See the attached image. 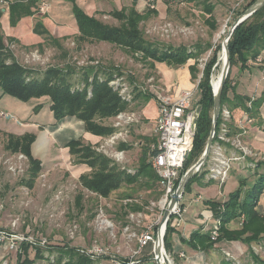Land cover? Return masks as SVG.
Here are the masks:
<instances>
[{"label":"rangeland","instance_id":"1","mask_svg":"<svg viewBox=\"0 0 264 264\" xmlns=\"http://www.w3.org/2000/svg\"><path fill=\"white\" fill-rule=\"evenodd\" d=\"M167 2H169V4L165 8L166 10L162 9V13L159 16H149L145 22L141 23L144 39L152 43L158 49L165 50L169 47L173 49L185 48L187 53L191 52L196 54L195 69L197 71L194 77H191L188 70V65L192 64L194 60L190 59L182 66H169L165 65V63H154V67H150L149 61H143L137 58L135 53H128L129 50H127V52L107 42H84L81 43L80 48L77 49L75 37L74 39L63 41V48L67 51V56L58 55V50L54 49L47 40L43 42L47 50L45 52L43 50L38 51V54L30 53L29 51V55H25L17 45L8 48L12 57L18 63L31 68L34 72H40V74L50 66L61 67L64 63H68L76 72H79L78 67L80 66L97 63L106 68L111 67L110 69L115 68L120 70L122 74L111 79L109 84L114 86V89L118 90V92H120V90L123 91V95L128 97L123 99L127 107L121 112L125 113V115L132 114L134 120L128 124L123 123L119 127H114L116 121V117L114 116L108 118L104 123L112 126L115 132L119 130L123 131V136L117 140L115 148L121 149L118 147L123 143L121 150H124V161L119 163H121L120 166L130 169H136L138 166V157L140 155L141 143L143 140L141 137L145 135L155 136L154 126L158 115L160 99L164 96L175 98L177 96V90L186 83L192 84L194 88L199 82L204 67L214 55V52L217 51V61L212 68L210 79L212 87L214 86L213 82L220 74L223 64L221 44L231 23L236 17V15H233L228 9H238L242 12L244 10L242 6L245 5L247 1L213 0V3H215L213 11V17L215 19L214 29L205 21L206 16L201 12L200 7H196L193 4L187 5L183 0H167ZM157 3L158 8L161 9L162 0H154V9H156L155 6ZM148 7L152 9L151 5ZM100 20L106 24H118V21L112 17H100ZM10 43L11 42L8 40V46ZM47 43L49 44L48 46ZM32 52L34 51L32 50ZM13 53H15V55ZM257 63H260V60ZM236 69V67L231 68L230 76L233 83L236 81L238 82V86L235 83V91L241 96L239 104H245L247 107H252L253 104L254 108L255 103L257 104L258 97L264 92V75L262 71L258 69L257 76H254L252 78L253 80L250 81L246 76L241 75V73L238 74L239 76L237 75V77ZM73 78H78L77 73L74 74ZM200 95V89H195L191 102L192 108L196 109V107L199 106L197 102ZM229 95L232 96L231 90L229 91ZM239 110L240 109H236L232 111L233 122L229 123V127H231L232 134H241V145L246 146L249 152L244 156V159L231 164L230 169L227 171V178L223 183H220L216 178L208 176L207 173L209 171L208 167L210 161V156L208 155L203 167L198 172L200 174L203 170L206 171L201 182L212 181L224 184L230 177L232 170L239 172L243 170L242 172H244L247 169V171L251 170L254 173L249 176L248 174L243 175V177H245L244 187L248 189L251 187V184H253V181L256 182L257 173L260 174V172H264L260 167L257 168L258 162H264V154L255 147V145L259 144L263 148L262 151H264V132L255 138L257 143L251 142L250 138L253 137V135L248 133L249 125L258 124L257 126L262 128L264 122L262 125L259 118L254 116L251 117V122L244 125V131L239 130L237 121H235L237 120V114H240ZM45 112L46 111L42 113ZM259 113H262L264 119V100L259 106ZM39 119L41 122H46L47 115L41 114ZM50 121H52V119ZM220 123L218 129H216V133L221 132L222 125ZM260 137L261 139H259ZM5 141L6 139H0V229H8L12 220H18L15 230L22 233L24 232L37 241V244L33 246L29 245L31 246L29 247V251L31 250L33 252L34 249H42L44 258L36 259L33 264H56L61 254L56 247H62L64 244L74 248L77 246L83 247L85 245L88 246L92 240H97L105 247H108L110 252H115L119 249L121 255H127L130 247H133L134 243H127V245L119 232V227L125 221L124 212H128L123 206L128 202L120 205L121 203H118L117 200L118 196L122 193H130L139 198V201L146 199L148 204L141 210L142 214H144V224L151 223V221L156 219L160 214L159 207H152L150 205L151 201L158 202V200H160V198H155V188L149 191L140 189L138 186H123L120 190L111 194L108 199L102 198V207L106 215H108L115 224L117 239L116 243H113L106 234H99L91 225V221H93L92 219L95 216L96 207L99 204L97 197L92 192L83 188L78 179L72 176L66 168H56V165H51V163H44V167L48 170L46 169L44 172L39 173L34 180L33 186L27 188L25 184L20 183L22 179L28 178L27 160L24 157L20 158V154H11L5 150ZM53 148L54 146L52 149ZM106 157L108 156L106 155ZM108 158L113 160L110 157ZM253 165H255V167ZM9 167H13L15 170L12 171ZM19 169H22V171ZM195 185L196 183L191 184L190 192L182 196L181 202L190 208V213H197L196 215H200L201 211L205 210V204L203 200H201V197L206 199L207 196L201 188ZM238 186L239 182L236 189H238ZM78 193H82L83 195V209L81 211L75 206V196ZM262 194H264V192ZM194 197H196L197 201H195L196 199ZM193 198L194 202L192 203L191 200ZM195 202H197V204ZM72 222L78 224V230L74 233L73 238L70 237L68 232V228ZM233 224L239 226L238 223ZM209 234L210 236L212 235L211 230ZM43 239L46 241L45 246L41 243ZM235 246L241 248V253L235 252V254H232L229 250H223L221 252L218 248L216 251L210 250L212 253L208 254V257L205 255L206 261L215 264L220 257H224L233 264H256V262L251 259L252 253L264 261V238L258 241H252L249 245L235 241ZM150 249V244L144 247L142 249V256H148L150 254ZM22 252L23 249H21V252L18 254H22ZM167 252L170 253L173 258V264H177V259L174 254L178 253L179 250L173 248L172 251L169 252L168 250ZM225 252L229 253V256H226ZM18 254L15 252L8 253L3 247H0V264H15ZM63 255L60 264L66 262H64L63 257H65V259L67 258ZM92 264H111V262L109 259L103 258L102 261L95 260ZM147 264L154 263L150 261L147 262Z\"/></svg>","mask_w":264,"mask_h":264},{"label":"trees","instance_id":"2","mask_svg":"<svg viewBox=\"0 0 264 264\" xmlns=\"http://www.w3.org/2000/svg\"><path fill=\"white\" fill-rule=\"evenodd\" d=\"M36 1L25 0L28 5L23 2H12L11 6L24 10L20 12L21 14H30L29 4ZM183 1L187 5L193 4L200 7L201 12L206 16L205 21L209 23L211 28H215L213 17L215 3H213V0ZM246 1V4L242 6L243 9L250 6L255 0ZM228 10L236 16L241 13L238 9L229 8ZM153 12L154 15L157 14L156 11L150 8L145 12H138L132 7L124 8L110 13V16L116 19L118 24H106L74 6L73 14L78 29V35L75 37L76 48H80V44L84 42H107L125 51L129 50L128 53H135L136 57L143 61H149L150 67H154V63L182 66L191 59L194 61L188 65V70L191 77H194L197 71L195 69L196 54L187 53L185 48L158 49L144 39L141 23L145 22ZM10 21L14 24L15 18L12 17ZM47 41L52 46L61 49L63 55L67 56V51L62 48L59 40L49 35ZM227 45L230 55V69L222 88L221 107L227 106L231 111L240 109L250 117L257 116L260 118L259 106L264 100V92L258 97L254 108L253 104L252 107H247L245 104L241 105L239 104L241 96L236 93L235 84L232 83L230 75L232 67H236L240 71L248 69L251 62H255L264 51V3L234 30ZM8 48L4 43L0 30V88L4 94L22 102L47 96L50 101L49 108L55 122L66 116H71L82 121L85 131L94 135L107 137L115 132V129L105 124L104 121L116 116L127 107L118 90L109 84L111 79L122 74L120 70L110 69L111 67L106 68L97 63L80 66L78 67L79 72H76L72 66L64 63L61 67L50 66L40 74V72H34L31 68L18 63L12 57ZM216 61L217 51L214 52V55L204 67L197 85V88L201 91L197 102L200 111L196 119L193 146L179 172V178L200 157L205 148L211 127L213 109V92L210 79ZM258 68L264 75V65H258ZM75 73L78 75L77 79L73 78ZM230 90L232 96L229 95ZM220 121L221 118L219 117L216 129H218ZM141 138L143 140L138 157V166L133 169V172H128L127 169L129 168H122L102 152L92 148L90 144H84L78 139L69 141L67 147L69 153L74 156V163L85 164L89 168L88 172L79 175L80 185L92 192L97 199L98 197L108 199L111 194L120 190L123 186H138L140 189L149 191L155 188V198L159 199L163 194V188L150 163L151 156L156 153V150H151V145L156 143L157 137L145 135ZM33 140L34 135L32 134L21 136L8 134L4 144L5 150L9 153L22 154L26 158L28 178L22 179L20 183L25 184L27 188L33 186L35 178L41 171L40 161L33 158L30 152V145ZM121 144L118 148L122 149L123 143ZM258 167L264 170V162H258ZM198 172L186 184L183 195L189 192L192 183L198 182L201 184L206 171L203 170L200 174ZM238 182V189L231 192L227 200L223 202L207 200L205 202L212 211L213 217L219 221L217 227L218 237L212 240L209 233L196 230L190 234L189 238V246L192 249H210L215 243L222 240L238 241L249 245L252 241L264 238V213L257 209L260 196L264 192V172L257 173L256 182L253 181L248 189L244 187V179L240 178ZM82 200V193H78L75 196V206L79 211L83 209ZM117 200L118 203H121L120 205L128 200L129 202L123 205L128 211H141L148 204L146 199L139 201V198L130 193H122ZM124 213L126 214V212ZM232 222L238 223L239 226L230 228ZM176 232L178 233L177 227L170 219L163 237L166 251L169 250L170 252L172 250L171 237ZM21 247L23 252L18 254L15 264H33L36 259L44 258L40 248L34 249L32 252L29 251L31 246L28 244H23ZM56 249L61 252L56 264H60L63 254L67 258L64 264H92L93 262L89 257L80 255L74 247H69L67 244L56 247ZM251 259L256 264H264V261L254 253H252ZM228 263L233 264L230 261Z\"/></svg>","mask_w":264,"mask_h":264},{"label":"crops","instance_id":"3","mask_svg":"<svg viewBox=\"0 0 264 264\" xmlns=\"http://www.w3.org/2000/svg\"><path fill=\"white\" fill-rule=\"evenodd\" d=\"M12 2H23L28 5L25 0H7L5 3H0V30L4 38V43L8 46L9 40L11 43L8 47L17 45L25 55H29V51L30 53L36 54L41 50L45 52L47 47L43 42L47 40L49 35L59 40L62 48L63 41L74 39L78 35L76 20L73 14L74 6L80 8L87 15L100 20V17H112L110 13L120 11L124 8L128 9L132 7L138 12H145L150 8L148 7L150 5L156 11V16H159L162 13V9H165L169 4L167 0H162L161 9L158 8V3L155 6L156 9H154V0H37L29 4L30 14H21L20 12L24 10L16 6H11ZM150 16L154 17V12ZM12 17L13 19L15 18L14 24L10 21ZM53 48L58 50V55H63L61 49H58L56 46H53ZM13 54L15 55V53ZM259 58L260 63H257L259 61L255 60V62H251L250 67L246 70L240 71L237 68L236 76L241 73V75L246 76L252 81V78L258 74V65H264V51H262ZM235 83L238 86V82L236 81L233 84ZM192 86L190 83L183 84L177 90L176 95L180 90L193 88ZM49 105L50 101L47 96L32 98L26 102H22L4 94L0 88V112L4 114V116H0V139H6V135L8 134L15 136H21L23 134L34 135V140L30 145V152L33 158L40 161V173L47 169L44 167V163H51V165H56V168H66L72 176L78 179L79 175L88 172L89 168L85 164L74 163V156L69 153L67 143L71 140L78 139L84 144H90L96 150L105 137H100L85 131L82 121L75 117L66 116L58 122H55ZM44 111L46 112L42 113ZM239 111L240 114H237V120H235L237 123L245 114L243 111ZM41 114L47 115L46 122L40 121L39 117ZM8 116L13 118H9ZM259 117L263 125L264 119L262 113ZM51 119L52 121H50ZM257 125H249L248 133L253 135V137H249L252 143H257L255 138L264 132V126L259 128ZM53 146L54 148L52 149ZM255 147L264 154L261 145L257 144ZM122 151L124 152V150ZM242 171L232 170L233 173L231 172L230 177L224 184L212 181L210 183L207 181L201 182V184L194 182L196 183L195 186L201 188L207 196L206 199L201 197V200L205 204V210L201 211L200 215L190 213V208L182 202L186 208V212L183 215L182 223L177 228L178 233H174L171 237L172 250L173 248L179 250L178 253L174 254L177 259V264H212L210 261H206V256L208 257V254L212 253L210 250L216 251L218 248L221 252L223 250H229L232 254H235V252L241 253V248L235 246V241L222 240L215 243L210 249L201 250L192 249L189 246V238L190 234L196 230L202 233H209L214 227L216 219L213 217L212 211L205 202L207 200L216 202L227 200L228 195L236 190L237 181L240 178L245 179L243 177L244 174H248L249 176L253 173L251 170L247 171V169L244 172ZM196 197L194 198L196 199ZM194 198L191 200L192 203L194 202ZM195 203L197 204V202ZM257 209L261 213H264V194L259 199ZM235 227L237 226L232 222L230 228ZM197 246L199 247V245ZM180 252L184 253L183 257L179 256ZM217 263L230 264L224 257H220Z\"/></svg>","mask_w":264,"mask_h":264},{"label":"built area","instance_id":"4","mask_svg":"<svg viewBox=\"0 0 264 264\" xmlns=\"http://www.w3.org/2000/svg\"><path fill=\"white\" fill-rule=\"evenodd\" d=\"M7 0H0V3H5ZM151 8L153 6L151 5ZM169 25V24H168ZM256 60H260L257 58ZM194 88L180 90L175 98L164 96L160 99L158 106V115L154 126V134L157 137L156 143L151 145V150H156V153L151 156L150 163L159 177V183L163 188V194L158 202L151 201L152 207H159L160 214L156 219H153L151 223H143V215L141 211H128L125 214V221L119 227L121 237L124 242L134 243L133 247H130L129 253L125 256L121 255L118 249L115 252H110L108 247L97 240H92L87 246H77L75 250L80 254L89 257L92 261L109 259L111 264H147V262L153 261L157 264V257L164 259L166 264H173V258L168 253L164 246V234L168 221L171 219L175 227H179L183 220V215L186 212V208L182 205L181 198L172 207L169 213V217L166 224L162 228V240L158 245L156 242V230L160 223L163 211L167 206L170 195L177 187L176 181L179 178V172L183 167L184 161L188 156L193 146L194 135L196 131V119L198 113L195 108L191 107V102L195 89ZM122 99L128 98L123 95V91L119 92ZM0 116H4L0 112ZM9 118H13L8 116ZM114 127H119L123 123H130L133 121V115H125L120 112L116 116ZM221 132H215L213 143L209 152V171L208 176L216 178L220 183H223L227 178V171L230 169L232 163H236L244 159V156L249 152L246 146L241 145V134L231 133V127L229 123L233 122V113L230 109L223 106L220 110ZM252 121V118L248 114H244L240 120H238L237 127L239 130H245L244 125ZM123 136V131L119 130L113 134L105 137L102 143L97 147V151L103 152L108 157L112 158L116 164L120 165L124 161V152L116 149L115 144L119 138ZM20 158L24 156L19 155ZM25 158V157H24ZM208 158V157H207ZM255 167V165H253ZM125 168L124 166H121ZM201 168V167H200ZM200 168L198 171H200ZM14 171L15 168L9 167ZM22 171V169H19ZM128 172H133V169H127ZM197 171V172H198ZM179 182V180H178ZM99 204L95 210V216L91 221V225L94 230L99 234H106L107 237L116 243L117 235L115 232V224L113 220L106 215L101 201L102 198L98 197ZM129 202L128 200L124 203ZM18 220H12L8 229H0V247H3L8 253L15 252L16 254L21 252V245H35L37 241L24 232H18L15 230ZM219 221H215L214 227L211 229L212 240L218 237L217 227ZM78 230V224L72 222L68 228L70 237L73 238L74 233ZM69 236V235H68ZM45 246L46 241H41ZM150 244V254L142 256V249ZM128 245V244H127ZM45 248V247H44ZM226 256L229 253L225 252ZM180 257L184 256V253H179ZM66 261L65 257L63 258Z\"/></svg>","mask_w":264,"mask_h":264},{"label":"water","instance_id":"5","mask_svg":"<svg viewBox=\"0 0 264 264\" xmlns=\"http://www.w3.org/2000/svg\"><path fill=\"white\" fill-rule=\"evenodd\" d=\"M263 3H264V0H255L250 6H248L240 14H238L234 18L233 22L231 23L222 41L221 49H222V53H224V59H223L222 67H221L218 88L214 90L212 87V92H213L212 120H211V127L209 131V135H208V138L205 144V148L202 154L200 155V157L180 177L177 187L174 189V191L170 195L169 202L163 211L160 223L156 230V242L158 245L161 244V240H162L161 231H162L163 226L166 224V221L169 217L170 210L178 202L179 198L183 195L186 184L197 173L199 168L204 164L210 152L213 139L215 136V132H216L220 110H221L222 88H223L224 82L226 80V77L230 69V55H229L228 45H227L228 40L230 39L234 30L242 22H244L248 17H250L256 10H258L262 6ZM211 86H212V82H211ZM199 111H200V106H197L196 112L199 113ZM156 259H157V264H166L164 259H161L160 257H157Z\"/></svg>","mask_w":264,"mask_h":264},{"label":"bare ground","instance_id":"6","mask_svg":"<svg viewBox=\"0 0 264 264\" xmlns=\"http://www.w3.org/2000/svg\"><path fill=\"white\" fill-rule=\"evenodd\" d=\"M221 52H222V49H221ZM222 54V60L224 59V53H221ZM219 79H220V74L218 75L217 79L213 82V89L216 90L218 88V85H219Z\"/></svg>","mask_w":264,"mask_h":264}]
</instances>
